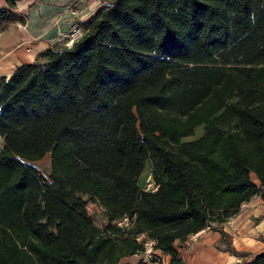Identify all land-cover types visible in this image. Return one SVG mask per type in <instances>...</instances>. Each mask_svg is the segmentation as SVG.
<instances>
[{"label":"trees","instance_id":"1","mask_svg":"<svg viewBox=\"0 0 264 264\" xmlns=\"http://www.w3.org/2000/svg\"><path fill=\"white\" fill-rule=\"evenodd\" d=\"M18 19L0 7V32ZM79 25L0 77V264H119L147 239L184 264L204 229L246 257L223 224L264 199V0H108Z\"/></svg>","mask_w":264,"mask_h":264},{"label":"crops","instance_id":"2","mask_svg":"<svg viewBox=\"0 0 264 264\" xmlns=\"http://www.w3.org/2000/svg\"><path fill=\"white\" fill-rule=\"evenodd\" d=\"M107 1L14 0L15 5L10 7L7 0H0V7L22 17L0 32V77L9 78L17 66L34 62L39 53L61 41L74 24L88 19ZM223 229L234 248L246 252V257L226 251L220 233L204 229L190 236L198 241L192 242L188 254L184 257L181 254L184 264H236L250 261L264 252L261 239L264 236V199L254 196L244 202L239 212L223 224ZM156 253L161 252L156 250ZM162 255L168 263L169 256ZM140 259L143 253L124 257L121 263L136 264Z\"/></svg>","mask_w":264,"mask_h":264},{"label":"rangeland","instance_id":"3","mask_svg":"<svg viewBox=\"0 0 264 264\" xmlns=\"http://www.w3.org/2000/svg\"><path fill=\"white\" fill-rule=\"evenodd\" d=\"M203 134V127H198L194 134L188 137L183 138V140H191V139H195L199 136H201ZM32 164L38 168L45 176H47V171L49 169V164H50V154H46L43 158L36 160L34 162H32ZM151 174L150 173V168L147 165L145 167V169L143 170L141 177L139 178V182L141 184V186H143L144 182H146V180L148 179V175ZM254 178V176H253ZM87 210L89 212V214H91L92 216H94V218L96 219V223L101 226L105 221L102 218V214H101V208L92 203L89 202L87 204ZM145 238L144 236L141 237V239ZM198 238L194 237H190L187 241L182 242V243H176L177 249L180 252V254H182V256L184 257L186 254H188L189 250H190V246L192 244V242H197ZM163 253H156L155 255L157 257L160 258V261H163L164 264H166V260L162 255ZM119 264H124V263H119Z\"/></svg>","mask_w":264,"mask_h":264},{"label":"built area","instance_id":"4","mask_svg":"<svg viewBox=\"0 0 264 264\" xmlns=\"http://www.w3.org/2000/svg\"><path fill=\"white\" fill-rule=\"evenodd\" d=\"M82 33V28L79 24H74L72 29L66 34L64 38H68V43H71L75 38L79 37ZM157 184L153 181L151 174L148 175V179L144 182L142 188L147 191H155L157 189ZM116 224L119 226H128L130 224V218L128 216H123L117 219ZM156 254V249L153 248V241L147 239L145 241V250L143 252V259L151 262L153 256ZM153 264H164L163 261L156 260L152 262Z\"/></svg>","mask_w":264,"mask_h":264}]
</instances>
